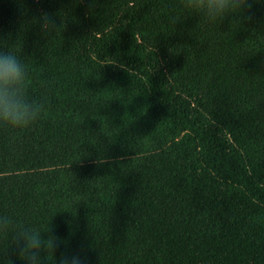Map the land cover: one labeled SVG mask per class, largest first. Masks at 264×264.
<instances>
[{"label": "trees", "instance_id": "1", "mask_svg": "<svg viewBox=\"0 0 264 264\" xmlns=\"http://www.w3.org/2000/svg\"><path fill=\"white\" fill-rule=\"evenodd\" d=\"M248 14L0 0V46L49 100L33 128L0 129V212L52 221L87 264H264V0Z\"/></svg>", "mask_w": 264, "mask_h": 264}, {"label": "clouds", "instance_id": "2", "mask_svg": "<svg viewBox=\"0 0 264 264\" xmlns=\"http://www.w3.org/2000/svg\"><path fill=\"white\" fill-rule=\"evenodd\" d=\"M255 2L258 0H184L185 7L212 23L237 13H249L246 18L251 21L250 10ZM39 24L45 32L54 31L58 26L49 13L40 14ZM3 38L0 29V40ZM31 80L28 64L14 51L4 50L0 46V129L12 132L29 130L47 112L48 97L33 98L30 94ZM40 86L46 90L50 87L45 81H40ZM65 223L70 238L75 235L72 221ZM9 235L12 246L7 252H0V264H15L12 256H16L21 264H87L84 245L81 244L79 250H70L68 239L57 235L52 221L44 228H38L19 222L12 212H0V240L7 239Z\"/></svg>", "mask_w": 264, "mask_h": 264}]
</instances>
